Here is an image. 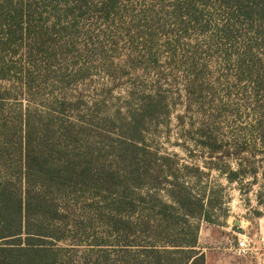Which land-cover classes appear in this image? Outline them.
Masks as SVG:
<instances>
[{
	"label": "trees",
	"instance_id": "16d2710c",
	"mask_svg": "<svg viewBox=\"0 0 264 264\" xmlns=\"http://www.w3.org/2000/svg\"><path fill=\"white\" fill-rule=\"evenodd\" d=\"M173 115L264 183V0H0V264H206L204 173L149 143Z\"/></svg>",
	"mask_w": 264,
	"mask_h": 264
},
{
	"label": "rangeland",
	"instance_id": "374dc122",
	"mask_svg": "<svg viewBox=\"0 0 264 264\" xmlns=\"http://www.w3.org/2000/svg\"><path fill=\"white\" fill-rule=\"evenodd\" d=\"M243 123L244 120L221 118L213 131L218 139L229 141L238 133V128ZM149 143L162 153L175 155L180 164L198 165L204 173L189 182L195 192H205L213 205L215 222H202L198 235V249L204 253L206 264H264L262 180L258 179L253 185H249L251 179L242 184L229 183L224 173H221L224 169L221 161L210 162L206 154L194 148L192 144L189 147L183 145V129L178 126L175 115L170 119L168 126H160L151 133ZM230 165L234 167L233 163ZM243 235L250 239V246L254 249L252 254L245 258L234 253L237 240Z\"/></svg>",
	"mask_w": 264,
	"mask_h": 264
},
{
	"label": "built area",
	"instance_id": "2783aa9c",
	"mask_svg": "<svg viewBox=\"0 0 264 264\" xmlns=\"http://www.w3.org/2000/svg\"><path fill=\"white\" fill-rule=\"evenodd\" d=\"M250 242V239L246 235L241 236L237 240V243L234 247L235 255L241 258H245L252 254L254 249L252 246H250Z\"/></svg>",
	"mask_w": 264,
	"mask_h": 264
}]
</instances>
